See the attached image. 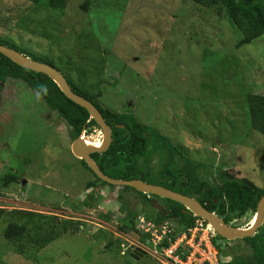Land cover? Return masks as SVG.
I'll use <instances>...</instances> for the list:
<instances>
[{
	"label": "rangeland",
	"instance_id": "rangeland-1",
	"mask_svg": "<svg viewBox=\"0 0 264 264\" xmlns=\"http://www.w3.org/2000/svg\"><path fill=\"white\" fill-rule=\"evenodd\" d=\"M239 38L215 9L191 0H69L63 10L0 0L1 40L164 135L198 164V181L220 185L225 172L264 188V138L250 128L244 97L264 96V35L236 50ZM71 134L24 82L1 84L0 264H158L133 250L143 242L136 233L121 231L130 208L162 224L157 210L101 185L71 153ZM82 135L102 141L96 128ZM166 158L149 151L138 169L165 182ZM183 165L176 159L170 173ZM254 218L231 225L248 229ZM10 225L23 233L6 239ZM220 246L221 264L251 254L241 240Z\"/></svg>",
	"mask_w": 264,
	"mask_h": 264
},
{
	"label": "trees",
	"instance_id": "trees-1",
	"mask_svg": "<svg viewBox=\"0 0 264 264\" xmlns=\"http://www.w3.org/2000/svg\"><path fill=\"white\" fill-rule=\"evenodd\" d=\"M68 1L29 0L33 5H44L61 10L65 9ZM191 4L207 9H215L217 14L222 15L238 31L240 38L234 46L236 50L251 44L264 35V0H191ZM0 45L13 49L35 62L51 66L60 72L53 63L30 57L28 53L18 49L14 44L0 39ZM7 78L24 82L29 89L38 94L44 100L46 107L56 113L71 129L73 140L89 129H98L87 112L68 101L50 79L41 74L24 70L0 54V90L1 84ZM65 79L72 92L90 102L99 111L106 125L110 127L111 144L108 150L101 154L90 155L104 175L122 181L140 180L193 198L208 212L220 217L225 224L230 226H232L231 222L233 220L241 219L247 213L255 216L257 204L264 197V188L255 187L245 180H234L225 172H221L218 176L220 185L210 186L205 182L198 181L194 177L198 164L187 160L164 135L159 134L151 127L139 125L130 114H119L104 108L98 100L102 93L101 90L91 95L66 77ZM244 97L250 128L264 138V96L246 94ZM146 134H148L147 137ZM149 151L150 153L158 151V153L166 154L167 161L160 176L167 174L170 176L169 180L160 182L157 177H151L138 169V159L146 158ZM176 159L183 162L184 165L176 169L174 173H170L169 169L174 165ZM77 161L86 171L91 173L84 162ZM94 178L98 180L95 176ZM100 183L109 186L104 182ZM89 187H91L90 184ZM121 191L136 193L144 203L159 200L151 195L149 196L151 200H148L147 195L137 193L127 187L121 188ZM119 199H122V197L120 196ZM162 201L164 206L161 205L166 215L163 216L161 213L156 212V216L162 220L161 222L173 220L182 227L192 224V214L183 212L184 208L181 205L165 199ZM150 207L153 208L152 204ZM139 215L135 209L130 208L122 222L121 231H131L137 234L134 229V222ZM143 216L151 221L145 215ZM155 220L154 218L152 222L157 224ZM22 233L21 228L10 225L5 230L4 237L12 239ZM214 240L225 242L216 234ZM242 241L250 245L251 255L249 257H239L228 264H264V222L252 238L243 239Z\"/></svg>",
	"mask_w": 264,
	"mask_h": 264
},
{
	"label": "water",
	"instance_id": "water-1",
	"mask_svg": "<svg viewBox=\"0 0 264 264\" xmlns=\"http://www.w3.org/2000/svg\"><path fill=\"white\" fill-rule=\"evenodd\" d=\"M0 54L10 60L18 67L28 70L32 73L41 74L50 79L61 91L63 96L74 105L84 109L89 115L90 119L94 121L97 128L101 132L102 141L101 147H88L84 145L81 136L75 139L71 145V153L78 159L84 162L91 173L100 181L109 186L117 188H131L135 192L143 195H151L160 199L169 200L184 208L183 212H189L199 219L204 220L211 228V230L225 241H236L247 238H252L264 222V197H262L256 207L255 220L248 229H238L224 223V221L213 213L208 212L195 199L183 196L171 190L160 186L144 183L140 180L122 181L109 178L104 175L96 163L92 160L90 155L101 154L108 150L111 144V130L104 122L99 111L87 100L77 96L70 89L65 77L55 68L35 62L21 53L10 49L6 46L0 45ZM153 208L163 216L166 215L163 208L157 202L153 203ZM141 255V254H140ZM143 255V254H142ZM134 258V255H133Z\"/></svg>",
	"mask_w": 264,
	"mask_h": 264
},
{
	"label": "built area",
	"instance_id": "built-area-1",
	"mask_svg": "<svg viewBox=\"0 0 264 264\" xmlns=\"http://www.w3.org/2000/svg\"><path fill=\"white\" fill-rule=\"evenodd\" d=\"M134 229L143 242L132 245L133 250L147 254L158 264L222 263L219 254L221 244L214 240L215 233L204 220L193 214L192 224L185 227L173 220L155 224L139 215Z\"/></svg>",
	"mask_w": 264,
	"mask_h": 264
},
{
	"label": "bare ground",
	"instance_id": "bare-ground-1",
	"mask_svg": "<svg viewBox=\"0 0 264 264\" xmlns=\"http://www.w3.org/2000/svg\"><path fill=\"white\" fill-rule=\"evenodd\" d=\"M82 141L84 142L85 146L88 147H95V148H100L101 147V143H95V144H91L88 140H85V137L82 135L81 136ZM255 220V219H254ZM254 220L252 221V224L254 222Z\"/></svg>",
	"mask_w": 264,
	"mask_h": 264
},
{
	"label": "flooded vegetation",
	"instance_id": "flooded-vegetation-1",
	"mask_svg": "<svg viewBox=\"0 0 264 264\" xmlns=\"http://www.w3.org/2000/svg\"><path fill=\"white\" fill-rule=\"evenodd\" d=\"M150 195H147V199L149 200H151V198L149 197ZM159 200H152V202L151 201H149V203L150 204H152L153 205V203H155V202H157V201H160V203H162L163 204V201L162 200H164V199H160V198H158ZM165 206H166V204H165ZM153 207V206H152ZM242 241V240H241ZM251 255V254H250ZM249 255V256H250ZM249 256H245V257H249ZM239 257H244V256H242V255H240V256H236L235 258H232L231 260H228V262L226 263V264H228V263H231V262H233V260L234 259H237V258H239Z\"/></svg>",
	"mask_w": 264,
	"mask_h": 264
},
{
	"label": "crops",
	"instance_id": "crops-1",
	"mask_svg": "<svg viewBox=\"0 0 264 264\" xmlns=\"http://www.w3.org/2000/svg\"><path fill=\"white\" fill-rule=\"evenodd\" d=\"M217 242H220V244L222 245V243L224 242V241H217ZM222 242V243H221ZM225 242H231V241H225ZM220 248H221V246H220Z\"/></svg>",
	"mask_w": 264,
	"mask_h": 264
}]
</instances>
